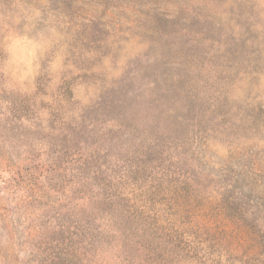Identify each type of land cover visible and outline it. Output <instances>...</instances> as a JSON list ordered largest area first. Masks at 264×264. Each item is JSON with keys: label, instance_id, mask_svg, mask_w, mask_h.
Returning <instances> with one entry per match:
<instances>
[{"label": "rangeland", "instance_id": "rangeland-1", "mask_svg": "<svg viewBox=\"0 0 264 264\" xmlns=\"http://www.w3.org/2000/svg\"><path fill=\"white\" fill-rule=\"evenodd\" d=\"M240 230L264 241V0H0V264H264Z\"/></svg>", "mask_w": 264, "mask_h": 264}, {"label": "trees", "instance_id": "trees-1", "mask_svg": "<svg viewBox=\"0 0 264 264\" xmlns=\"http://www.w3.org/2000/svg\"><path fill=\"white\" fill-rule=\"evenodd\" d=\"M226 237L234 243V246H232V248L229 250V253L231 254L235 253L238 255L243 251L244 248L247 247V252L243 253L242 255L244 259H249V257H253L254 255H256L258 247L264 242L263 240H256L250 237V235L245 230H240L235 233L233 231L230 233H226ZM242 257H239L240 259L238 260V262L243 261ZM245 264H249V261L245 262Z\"/></svg>", "mask_w": 264, "mask_h": 264}]
</instances>
